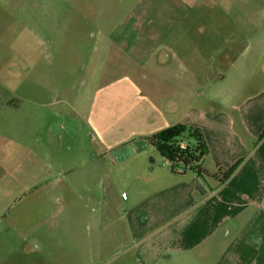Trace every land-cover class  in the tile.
<instances>
[{
    "label": "crops",
    "instance_id": "1",
    "mask_svg": "<svg viewBox=\"0 0 264 264\" xmlns=\"http://www.w3.org/2000/svg\"><path fill=\"white\" fill-rule=\"evenodd\" d=\"M210 2L138 0L129 23L117 30L122 71L72 110L68 131L65 102L33 87L12 91L17 69L0 60V192L8 176L10 189L25 196L20 200L30 199L20 203L30 213L26 219L16 202L6 222L59 228V249L42 257L81 264H264V28L254 37L239 27L227 30L231 15L224 9L197 31L206 34L205 57L178 54L179 46L199 41L188 39L177 20ZM18 16L0 12L1 49L12 48L1 39L16 32ZM76 124L80 137L67 142ZM176 125L202 133L206 174L173 168L149 143Z\"/></svg>",
    "mask_w": 264,
    "mask_h": 264
},
{
    "label": "rangeland",
    "instance_id": "2",
    "mask_svg": "<svg viewBox=\"0 0 264 264\" xmlns=\"http://www.w3.org/2000/svg\"><path fill=\"white\" fill-rule=\"evenodd\" d=\"M11 1L13 0H0V12H16L20 15L16 20V32L1 39V43L12 47L0 48L2 64H13L18 72L16 84L10 85L11 90L25 94L29 87H33L34 93H46L52 98L63 100L67 110L68 131V118L74 114L72 110L83 108L103 79L117 76L122 71L123 42L117 30L120 31L129 23L126 15L138 7L135 4L138 0H14L10 3ZM147 5L144 2L140 5L141 9ZM133 7L135 8L132 10ZM155 8H159V5ZM183 8L186 9L184 6ZM224 9L231 15V20H227V30L233 32L239 27L246 37H254L264 28V0H213L211 4L202 5L201 11H184L185 19L177 20V28L191 33L187 36L188 39L199 41L195 46L193 42L179 46L178 54L183 52L192 57L197 52L199 61L205 57L206 48L201 41L206 34L200 35L197 31L208 29L205 26L207 22L211 23L214 18L221 16ZM23 14H28L32 19H26ZM161 22L163 21H159ZM152 24H155L154 21ZM31 30L34 31L33 34ZM109 33L112 34L111 37L107 35ZM239 46L238 44L236 49ZM229 57L227 51V60ZM77 126L78 124L74 129V136L66 135L67 142L80 137ZM83 135L82 133L81 137ZM184 142H191L188 135ZM12 183L10 177H2L0 264H81V261L57 260L54 256L42 257V253L53 255L51 252L59 249L56 242L61 235L59 228H47L46 225L13 228L6 222L9 209L16 202L19 204V218L21 215L24 220L30 215L20 206L25 201L20 199L25 196L21 195L20 190L17 192L16 189H10ZM57 202L60 203L59 200ZM47 231L51 235L48 234L45 238ZM121 263L118 260L106 261L104 264Z\"/></svg>",
    "mask_w": 264,
    "mask_h": 264
},
{
    "label": "trees",
    "instance_id": "3",
    "mask_svg": "<svg viewBox=\"0 0 264 264\" xmlns=\"http://www.w3.org/2000/svg\"><path fill=\"white\" fill-rule=\"evenodd\" d=\"M188 135L191 142H184ZM149 143L158 153L172 163L173 168L185 171L195 170L199 174H206L201 168V160L207 154V147L202 133L198 129L188 128L184 125H176L148 137ZM185 148L181 149L180 145ZM239 163L226 170L224 180L228 179L238 167Z\"/></svg>",
    "mask_w": 264,
    "mask_h": 264
},
{
    "label": "built area",
    "instance_id": "4",
    "mask_svg": "<svg viewBox=\"0 0 264 264\" xmlns=\"http://www.w3.org/2000/svg\"><path fill=\"white\" fill-rule=\"evenodd\" d=\"M180 148H181V149H184V148H185V145H184V144H181V145H180ZM165 161H166L169 165L172 166V163H171L169 160H167L166 158H165Z\"/></svg>",
    "mask_w": 264,
    "mask_h": 264
}]
</instances>
